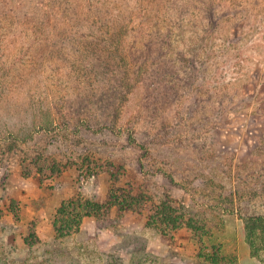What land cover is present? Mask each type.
Returning <instances> with one entry per match:
<instances>
[{
  "label": "rangeland",
  "instance_id": "obj_1",
  "mask_svg": "<svg viewBox=\"0 0 264 264\" xmlns=\"http://www.w3.org/2000/svg\"><path fill=\"white\" fill-rule=\"evenodd\" d=\"M240 1L155 0L154 26L105 0L136 81L118 108L85 31L0 17V264H264V0Z\"/></svg>",
  "mask_w": 264,
  "mask_h": 264
},
{
  "label": "trees",
  "instance_id": "obj_2",
  "mask_svg": "<svg viewBox=\"0 0 264 264\" xmlns=\"http://www.w3.org/2000/svg\"><path fill=\"white\" fill-rule=\"evenodd\" d=\"M30 1L31 2L27 3L26 0H0V10L3 8V12L0 17H2L5 21H10L11 23L16 24L18 27V31L13 33V37H18V41L21 39L29 41L27 28H34L35 33L40 34L44 33V29H51V39H53V37L57 34L56 32H59L60 34L58 33V36H61V33L66 32L65 30H67V27L69 26H71L70 31H72V29L85 31L82 38H89V47L94 45L92 46V52L95 56L97 55L95 61L98 62V66L103 64L105 72L112 70L115 73L113 79L116 82V89L119 90L117 92L118 102L116 104V108L125 103L128 95L133 91L136 81L131 77L133 64L130 62L129 56L127 58V53L122 42V36H125L128 33V26L125 24L127 22H124V15L116 14L115 23L113 18H111V21L114 24H112L111 28H108L110 19L109 12H106V10L99 7L100 5L106 6L105 0ZM118 1L120 2V0ZM193 1H199L201 3V5H198L197 8L201 13L208 11V18L210 16L212 18L215 16V10L210 8V5L214 6L215 0ZM240 2L242 4L250 5L249 8L253 9V6H255L253 4L256 3V0H241ZM25 4H28L29 6H36L34 17H32L29 21L20 20L21 15L19 11L22 10V7H25ZM139 4L142 5L141 11L144 20L149 23H154V26L164 23L170 14V11L167 12V9L164 13L161 12L162 10H156V8H154L156 4L155 0H139ZM240 5H237L236 7H239ZM256 7L257 6H255V8ZM49 8L51 9L50 12ZM15 11H17L18 16L15 14ZM21 19L23 18L21 17ZM93 30H95V32H93ZM89 47L83 49L84 57L89 56ZM83 66L86 69H92L93 67L86 63ZM90 71L91 70H87L86 72L88 73H84L90 74ZM82 77L88 78L87 76ZM113 79H111V81ZM112 117L116 119L118 114L115 112ZM105 125L107 124L105 123ZM129 140L131 142L135 141L131 134L129 135ZM61 207L65 208L66 204L61 203ZM59 211L60 210L57 211V214H62L61 211ZM78 215H80V213ZM244 221L246 222V227L248 229L249 244L254 252L258 254L259 247L256 245L255 237L259 231L264 229V214H250L244 218Z\"/></svg>",
  "mask_w": 264,
  "mask_h": 264
}]
</instances>
